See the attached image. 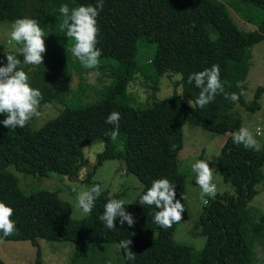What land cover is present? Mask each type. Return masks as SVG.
<instances>
[{
	"label": "trees",
	"instance_id": "16d2710c",
	"mask_svg": "<svg viewBox=\"0 0 264 264\" xmlns=\"http://www.w3.org/2000/svg\"><path fill=\"white\" fill-rule=\"evenodd\" d=\"M237 1L254 8L256 29L240 30L220 0H103V9L96 17V47L101 51L99 58L114 62L103 73L111 77L103 95L80 106L65 105L36 128L28 122L15 129L0 123V202L13 209L10 219L15 224L13 234L1 240H29L36 247L35 264H42L37 237L75 243L71 264H88L83 260L95 242H116L124 264H264L253 248L255 236L264 240V211L257 212L256 219L246 212L247 202L257 192L256 184L264 182V145L256 151L234 144L232 134L240 130L241 119L231 112L235 104L250 111L261 106L264 85L256 87L249 102L242 99V91L252 47L264 40V0ZM96 3L97 0H0V20L30 18L45 33L41 65L23 63L19 52L22 45L11 53L21 61L19 69L28 75L30 86L41 92L39 105L59 98L62 103L72 73L84 79L88 69L71 52L75 41L66 37V29L61 31V5H68L71 12L80 6L95 7ZM140 37L155 44L149 59L154 73H179L175 86L179 85L191 101L199 97L200 89L188 82L189 75L212 65L220 68L224 92L235 93L239 99L232 101L220 93L204 108H191L173 91L151 104H138L128 82L139 71ZM114 111L120 114L118 128L105 123ZM5 118L0 114V121ZM185 120L226 134L214 163L222 179L232 187L204 202L195 223L205 236L199 250L173 238L178 222L162 228L154 222L158 209L139 204L140 196L153 180L167 179L174 185V202L180 200L184 207L182 218L186 217L185 176L177 169ZM96 138L103 140V146L96 153L92 170L83 178L86 190L92 185L100 186L91 177L103 159H123L126 170L142 182L135 197L124 202L125 211L133 216L131 227L121 225L117 218L115 228L109 230L98 219L114 194L101 190L91 213L75 219L71 217V203L60 197L57 189L24 192L9 168L12 165L23 173L41 175L50 171L73 175L83 160V146ZM127 239L131 240L129 248L134 260L126 259V250L120 247V241ZM0 264L6 263L0 259Z\"/></svg>",
	"mask_w": 264,
	"mask_h": 264
},
{
	"label": "rangeland",
	"instance_id": "374dc122",
	"mask_svg": "<svg viewBox=\"0 0 264 264\" xmlns=\"http://www.w3.org/2000/svg\"><path fill=\"white\" fill-rule=\"evenodd\" d=\"M226 7L227 12L238 28L242 31L256 29V18L254 8L240 4L237 0H220ZM255 15H251V14ZM259 14V13H258ZM251 18L252 20H249ZM15 21L10 19L0 20V66L7 63L6 55L16 52L19 45L14 41L10 44V33ZM137 60L139 71L134 74L128 82V89L134 92L138 104L148 105L152 101L165 98L176 91L188 104L190 100L181 90L175 86L180 74L164 71L155 74L149 59L151 58L155 44L152 41L140 37L137 41ZM114 62L104 58H98L97 68H88L84 79L79 73L73 72L67 83V91L62 103L58 101L48 104H41L37 108L38 115H34L29 121L32 128L41 125L48 117L56 116L61 109L67 105L80 106L97 100L103 95L107 84L111 81L109 75L103 73L109 65ZM250 65L246 75L245 90L242 91V99L249 102L257 86L264 85V40L256 42L251 50ZM104 64V67H100ZM108 64V65H107ZM260 108L255 111L247 110L235 104L231 112L241 119V128L247 129L257 141L259 147L264 145V95L260 99ZM261 132L257 135L256 130ZM226 134L217 133L185 120L183 124L182 145L178 150L177 169L185 176V201L187 215L176 224L173 238L177 242L191 245L199 250L204 242L205 236L195 223L200 217L203 205L209 196L202 193L196 184V174L192 171V165L198 160L206 161L212 169V183L216 185L217 192L231 190V185L224 181L215 166V156L222 144ZM103 140L96 138L83 146L84 157L78 171L73 175H67L57 171H50L45 175L34 173H23L9 166L17 176L20 189L27 192L34 188L57 189L60 197L71 203V217L81 219L86 214L76 206L77 196L86 191L87 182L83 180L86 172L92 170L96 161V153L102 149ZM264 171V164L261 166ZM98 180L100 188L104 192L114 194V199L123 202L130 201L135 197L142 182L131 171H127L123 159L105 158L98 164L91 177ZM257 192L246 204V212H249L254 219L259 211H264V182L256 184ZM259 237V236H258ZM39 249V260L42 264H71V258L76 251L75 243L70 240L57 241L43 237L36 238ZM253 248L255 256L264 259V240L255 236ZM36 247L29 240H1L0 259L6 264H35ZM88 264H124L119 255V246L116 242H95L83 260Z\"/></svg>",
	"mask_w": 264,
	"mask_h": 264
},
{
	"label": "clouds",
	"instance_id": "9594fccd",
	"mask_svg": "<svg viewBox=\"0 0 264 264\" xmlns=\"http://www.w3.org/2000/svg\"><path fill=\"white\" fill-rule=\"evenodd\" d=\"M103 9V0H97L96 6H80L69 10L68 5H61L59 12L63 16L60 25L61 31L66 29V37L75 41L71 48L72 54L80 60L85 68H95L98 66V58L101 55L97 43V21L99 11ZM44 31L39 27L37 21L30 18L16 20L12 25L9 43L13 41L19 48L23 56L25 65L38 66L43 62L42 53L45 52ZM7 63L0 66V114H5L6 118L0 121L6 128H23L27 122L38 115L37 108L42 99V94L38 89H34L29 84V77L25 71L19 69L21 61L14 55H6ZM190 84L200 89L199 97L193 102L188 101L189 107L204 108L217 94L223 93L226 99L237 101L238 95L235 93H225L224 86L220 80V68L212 65L211 68L203 71L191 73L188 77ZM120 114L110 113L105 123L119 127ZM257 135L261 130H256ZM233 143L243 145L245 149L260 150L257 141L252 134L244 128L232 134ZM192 171L196 174V184L203 194L214 197L217 192L216 185L212 183V169L206 161L200 160L192 165ZM99 185H92L88 190L77 196L76 206L84 214H90L95 200L100 196ZM174 185L167 179L153 180L151 187L145 194L140 196L139 204L155 206L158 211L155 213L154 222L162 228H169L174 222L182 219L184 212L183 204L180 200H175ZM13 209L0 202V233L6 238L13 234L14 222L10 219ZM119 218L121 225L127 223L129 227L134 224L131 213L125 211L122 200L111 199L104 205L103 213L98 217L109 230L115 228V221ZM131 240L120 241V247L125 249V256L128 260H134V253L130 250Z\"/></svg>",
	"mask_w": 264,
	"mask_h": 264
},
{
	"label": "built area",
	"instance_id": "2783aa9c",
	"mask_svg": "<svg viewBox=\"0 0 264 264\" xmlns=\"http://www.w3.org/2000/svg\"><path fill=\"white\" fill-rule=\"evenodd\" d=\"M208 200L206 199L205 202H207Z\"/></svg>",
	"mask_w": 264,
	"mask_h": 264
}]
</instances>
